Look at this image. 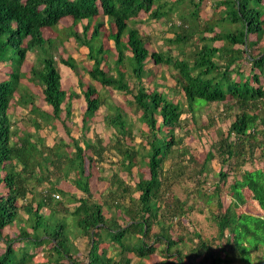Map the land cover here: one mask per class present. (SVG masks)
I'll list each match as a JSON object with an SVG mask.
<instances>
[{"label":"trees","instance_id":"16d2710c","mask_svg":"<svg viewBox=\"0 0 264 264\" xmlns=\"http://www.w3.org/2000/svg\"><path fill=\"white\" fill-rule=\"evenodd\" d=\"M209 1L218 9L203 16L204 0H0V67L7 69L0 76V264H256L252 250L264 261V0ZM142 13L145 22L170 27L167 50L146 47L137 27ZM63 19L70 21L63 36L84 46L91 61L83 82L72 57L59 59L79 93L61 81L56 36L42 33ZM104 36L112 47H104ZM27 52L37 63L23 71ZM147 59L175 70V98L155 82L145 86ZM22 77L39 86L46 107ZM111 91L130 97L133 118ZM79 98L83 110L73 103ZM211 103L222 109L209 122L225 121L226 130L199 157L176 130L197 128L196 113ZM17 106L26 111L23 121L10 116ZM102 107L107 140L87 135ZM57 123L64 136L48 142L41 132L56 131ZM254 157L263 169L242 167ZM214 159L217 181L206 192ZM107 161L118 171L105 175ZM104 181L94 193L92 182ZM197 195L214 235L193 222L194 211L202 212L190 200ZM248 195L261 214L241 209Z\"/></svg>","mask_w":264,"mask_h":264},{"label":"rangeland","instance_id":"374dc122","mask_svg":"<svg viewBox=\"0 0 264 264\" xmlns=\"http://www.w3.org/2000/svg\"><path fill=\"white\" fill-rule=\"evenodd\" d=\"M201 12L200 14L203 16L210 15L212 11H215V9L218 8H213L212 3L209 0H204V3L201 6ZM179 12L177 11L176 13H172L171 16L173 20H178L177 15ZM145 15L142 13L140 14L137 18L138 19H143ZM70 23L68 19H63L61 22H59L58 25H62L59 27L55 28L53 37L56 36L57 42H58V49H56L54 52V58L56 60V67L58 71L61 74V81L65 87L67 86H72L74 90L79 93V88L77 86V78L74 75L73 71H71L68 67L64 66L61 64L59 61L60 57L66 58L72 57L76 62H77V67L78 71L81 75L82 81L83 82H89V79L85 73V69L89 68L91 65V61L86 58V51L87 49L84 46H78L77 43L73 38H65L63 36V27L67 26ZM106 27V23L104 24ZM79 27V26H78ZM139 27L140 33L146 38V47L150 50H167V44L165 43V37H172V30L166 23H154L151 21L145 22L144 19L139 22L137 25ZM43 36H48L52 34L51 32L47 31L45 28L42 29ZM264 37V36H263ZM103 44L104 47H112V42L109 40L107 37L104 36L103 38ZM260 46H264V38L260 40V43H258ZM185 51L188 53L191 49L190 46H186ZM256 52V51H254ZM177 51L175 49L172 50L173 55H177ZM37 54L34 52H27L25 55V61L22 63L21 69L23 71H27L29 69V63L31 62H36L37 63ZM243 69L246 73L249 72L250 65L248 62L243 63ZM146 72L143 77V81L145 86L148 89H152L154 87V83H157L159 86L157 87L158 90L168 92L170 96H174V92H172V87L174 85V80L172 75L175 74V70L169 68L167 65H157L153 64L151 60L147 59L145 66ZM5 66L0 67V76L4 71H6ZM243 71V72H244ZM3 77V76H2ZM0 77V78H2ZM22 83L28 85L33 89L35 94L37 95L36 103L40 107H46V105L41 101L42 94L40 91L39 86L35 85L34 83H29L25 77H22L20 80ZM261 81L262 84L264 85V75L261 76ZM96 88H100L99 84L96 83ZM111 97L112 100L119 105H122V107L127 111L129 117L133 118L134 117V111L133 108L128 107V102L127 100L130 98L129 96H123V94L118 93L116 91H111ZM178 97V96H177ZM73 103L77 106H79L82 110L85 107V104L82 100V98L75 99L73 100ZM103 107L99 110L97 114L94 115V117L89 121L91 124L92 130L87 132V135L89 137H92L94 133L98 134L99 136L103 137L104 140L108 139V136L110 134V131H107L106 129L103 128L102 126V121H101V116L103 114ZM222 109L221 104H206L204 107H202L197 113H196V119L198 120L197 123V128H191L188 130V134H185L184 128L181 130H176L182 137H183V143L189 146V151L193 153V155L198 154L199 157H204V151L208 148L209 144L222 134L221 132L226 130V122H219V124L210 123V118L209 115L216 113L218 110ZM232 111H234L232 109ZM23 112H26L22 110L21 107L17 106L16 109L10 110V116L14 117V120H20L23 121ZM30 116V114H28ZM187 116L186 113H183L181 117ZM76 117V116H75ZM78 117L75 118L76 121H78ZM209 123V124H208ZM68 125L71 127V133L74 136H78L79 132L76 130L72 125L68 122ZM25 126V124H24ZM26 127V126H25ZM90 128V129H91ZM49 129L46 128V130H43L41 133L47 135V140L48 142H51V138L57 134L64 136V133L62 132V128L60 127V124L57 123V130L56 131H51L48 132ZM198 162V161H197ZM199 163V162H198ZM103 165L105 166L104 174L109 175V173L117 172L118 168L116 167L115 163L112 161L109 163V161L104 162ZM218 165L219 163L217 162L216 159L212 160L210 163L211 171L208 175L207 181L205 183L206 185V192L209 191V189L212 190V184L217 181V176L215 172L218 170ZM243 168L247 169H255V168H262L263 169V164L262 161L260 162L259 159H256L254 157V163H250L249 161L245 163V165L242 166ZM135 169V168H134ZM235 173V172H234ZM123 174V173H122ZM232 174H229L227 176V183L231 182L232 180ZM184 183L187 185V187H195L194 181H184ZM184 184L180 185V187L186 186ZM106 186V182H99V183H94L92 182V190L94 193H98L104 187ZM177 186V191L180 196L184 197V194L181 193V188ZM68 188V187H66ZM57 197V196H55ZM191 201L195 200L199 204L197 205L202 209V212H197L196 210L194 211V214L192 215L193 222L194 224L197 225V227L202 228L204 231V234L206 236H211L215 234L216 227L215 223L213 222L212 219H210L207 206L204 204L199 195L195 196V198H191ZM222 200L224 205H227L228 203V196L223 194ZM248 202L246 205H242V208L244 211L252 213V214H261L259 213L260 209L258 205L254 204V200L250 197V195L247 196ZM43 213H47L46 209L42 210ZM14 230H8L4 229L3 233H10L11 235L14 234ZM82 244H80L81 246ZM2 248V245L0 244V250ZM260 250L264 251V248H260ZM251 259L252 261L256 264H264V261H261V252L259 250H252L251 252ZM110 254V252H109ZM41 258V253H38L35 257V261L39 260Z\"/></svg>","mask_w":264,"mask_h":264},{"label":"clouds","instance_id":"9594fccd","mask_svg":"<svg viewBox=\"0 0 264 264\" xmlns=\"http://www.w3.org/2000/svg\"><path fill=\"white\" fill-rule=\"evenodd\" d=\"M58 27H59V25H58ZM47 31H49V32H51L52 34H50V35H48V36H45V38L46 37H53V34H54V31H55V26L54 27H52V28H45ZM54 38V37H53ZM69 38H71V37H69ZM69 38H67V39H69ZM55 59V58H54ZM56 61V60H55Z\"/></svg>","mask_w":264,"mask_h":264}]
</instances>
